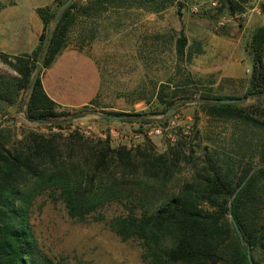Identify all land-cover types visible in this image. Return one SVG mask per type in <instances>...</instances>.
Listing matches in <instances>:
<instances>
[{
    "label": "trees",
    "instance_id": "16d2710c",
    "mask_svg": "<svg viewBox=\"0 0 264 264\" xmlns=\"http://www.w3.org/2000/svg\"><path fill=\"white\" fill-rule=\"evenodd\" d=\"M68 1L38 9L44 32L32 53L0 52V61L16 73L0 72V264H56L32 223L40 199L62 204L74 222L103 224L122 242H137L145 264H250L249 252L254 264H264V106L217 103L235 98L210 95L197 100L209 118L235 125L230 146L220 152L202 148L197 123L187 133L175 132V141L161 152L142 128L137 132L144 142L115 146L110 134L89 136L74 128L72 119L60 122L65 113L46 93L42 77L72 40L77 1L55 20ZM96 2L102 9L129 3L158 12L168 0ZM3 8L0 1V12ZM82 10L88 16L99 8ZM223 11L244 13L245 8L225 0L218 9ZM187 45L185 36L177 41L179 58ZM246 50L252 60L247 97L264 96V26ZM185 83L195 80L188 75ZM170 87L162 85L157 94L162 113L177 104L176 97L168 99ZM11 107L47 131L7 125L14 122L8 119ZM109 116L124 117L120 123H157L143 121L141 113ZM111 117L106 120L114 122Z\"/></svg>",
    "mask_w": 264,
    "mask_h": 264
},
{
    "label": "rangeland",
    "instance_id": "374dc122",
    "mask_svg": "<svg viewBox=\"0 0 264 264\" xmlns=\"http://www.w3.org/2000/svg\"><path fill=\"white\" fill-rule=\"evenodd\" d=\"M54 1L17 0L23 12L36 5L51 6ZM76 1L78 21L66 50L78 51L90 59L101 82L96 99L88 106L61 107L65 116L59 118L60 122L72 119L74 128L89 136L105 138L110 134L115 146L141 144L144 136L137 131L142 128L161 152L165 143L175 141V132L187 133L197 123L202 148L209 146L213 152H220L230 146L235 125L209 118L197 100L210 95L232 97L245 106H264V96L247 97L252 60L246 50L253 33L264 22V0H235L245 8L244 13L235 14L218 12L225 0H219V6H213L212 0H168L158 12L152 11L154 6L141 8L128 3L122 8L106 5L102 9L96 0ZM90 5L99 10L87 16L82 8ZM19 22L24 23L21 16ZM54 28L55 23L49 29L50 35ZM182 36L188 45L179 58L176 45ZM77 57L53 66L46 80L65 95L83 102L93 93L97 75L93 65ZM0 72L16 75L1 61ZM188 75L194 78V84L185 83ZM165 84L171 86L167 89L168 99L176 97L177 104L162 113L165 106L158 104L157 94ZM7 111L8 119H14L7 125H15L19 131H47L28 122L16 107ZM109 113H141L143 121L157 123L142 126L109 122ZM183 175L189 176V171ZM32 223L41 247L56 264H145L137 242H122L103 224L70 220L60 203L40 199Z\"/></svg>",
    "mask_w": 264,
    "mask_h": 264
},
{
    "label": "crops",
    "instance_id": "0c3cea01",
    "mask_svg": "<svg viewBox=\"0 0 264 264\" xmlns=\"http://www.w3.org/2000/svg\"><path fill=\"white\" fill-rule=\"evenodd\" d=\"M54 3L51 6H53ZM45 7H50V6L36 5L32 7L31 11L23 12L22 9H20L17 0H10L7 3L4 2V8L0 12V52L12 56L32 53L38 47L39 38L44 32V25L38 14V9ZM20 16L24 23L22 22L18 23V18ZM263 26H264V22L262 23V27ZM77 56L84 57L89 62L90 65H93L96 68L95 64L90 59L85 57L83 53H80L75 50L64 51V53L53 64V66H55L62 60L70 59L75 61L76 58H79ZM49 70H47L42 77L44 89L48 94V96L61 107L75 108V109L83 108L88 106L91 102H93L96 99L101 82L97 68H96L97 76L95 77L94 91L83 102H77L74 98L70 97L69 95H65L63 90L57 89V87H55L53 82L51 81L48 82L46 80V76ZM113 120L114 122L120 121L116 119Z\"/></svg>",
    "mask_w": 264,
    "mask_h": 264
},
{
    "label": "water",
    "instance_id": "95a60500",
    "mask_svg": "<svg viewBox=\"0 0 264 264\" xmlns=\"http://www.w3.org/2000/svg\"><path fill=\"white\" fill-rule=\"evenodd\" d=\"M72 1L73 0H69L64 5V7L62 8V10L58 13L57 17L55 18V20L58 19V17L60 16V14L72 3ZM215 102H217V103L235 104V103H239V100H222V101L219 100V101H215ZM111 118L112 119H116V120L125 119L124 117H111ZM233 224H234V227H235L236 231L240 234L241 233V230H240L238 224L236 223V221L234 219H233ZM248 258H249L250 264H254V261L252 259V256L250 255V252H249Z\"/></svg>",
    "mask_w": 264,
    "mask_h": 264
},
{
    "label": "built area",
    "instance_id": "2783aa9c",
    "mask_svg": "<svg viewBox=\"0 0 264 264\" xmlns=\"http://www.w3.org/2000/svg\"><path fill=\"white\" fill-rule=\"evenodd\" d=\"M212 1H213V6H219V4H218L219 0H212ZM157 133H160V131H157Z\"/></svg>",
    "mask_w": 264,
    "mask_h": 264
}]
</instances>
